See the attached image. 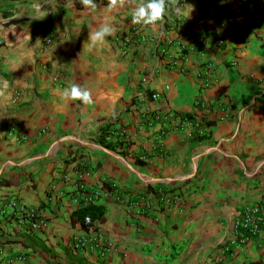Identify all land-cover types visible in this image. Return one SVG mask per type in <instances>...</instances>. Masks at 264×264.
<instances>
[{"label":"crops","instance_id":"crops-1","mask_svg":"<svg viewBox=\"0 0 264 264\" xmlns=\"http://www.w3.org/2000/svg\"><path fill=\"white\" fill-rule=\"evenodd\" d=\"M94 2L0 0V264H264L261 234L221 252L236 210H264V0H170L155 28L132 24L128 5ZM104 21L115 31L93 46ZM71 83L93 103L62 100ZM151 112L209 120V138L192 140L190 125L160 135ZM102 182L123 198L183 185L151 214L92 200L104 217L85 226L75 210ZM18 205L46 226L30 228ZM95 240L111 247L104 256Z\"/></svg>","mask_w":264,"mask_h":264},{"label":"built area","instance_id":"built-area-1","mask_svg":"<svg viewBox=\"0 0 264 264\" xmlns=\"http://www.w3.org/2000/svg\"><path fill=\"white\" fill-rule=\"evenodd\" d=\"M141 40H146L147 37L145 35L140 36ZM149 39V37H148ZM151 39V38H150ZM121 50L123 53L127 51L133 44V37L132 35L124 36L121 40ZM168 43H172V40H168ZM161 51L164 52L165 49L162 47ZM211 78H204L203 82L204 85L208 86L211 83ZM152 99H157L158 93L151 92L150 94ZM19 97V94H15L14 101H16ZM177 118L175 123L168 122L169 118ZM147 123L151 126L154 124H159V134L163 135L167 131L171 129L183 128L185 125H190L192 130L188 132V136H192V132L195 130L198 134H202L204 132V128H206L203 121L199 120H189L186 117H178L174 114H161V113H153L149 115L147 118ZM85 172H80V177L84 175ZM112 186V185H111ZM113 188H109L108 186L99 185L98 187L92 189L87 193V201L91 202L92 200L98 199L100 197H108L111 195L115 196L116 201L119 202L123 206V210L126 214L130 215H142V214H151L160 210L161 204L167 205L173 202L177 195L173 194H164L162 192L158 193V198L156 196L153 197L151 194L147 196L141 197H128L123 198L119 195L115 186ZM78 188H84V184L80 181L78 183ZM154 201V202H153ZM92 203V202H91ZM154 203L156 204L155 206ZM16 205V202L13 203ZM19 212L22 214L24 218L29 221V226L32 229H39L43 226H46L47 222L46 219L43 218L35 208H25L22 205H18ZM90 221L89 216H84V222L88 223ZM91 227V226H89ZM264 236V210L263 206L260 203H252L245 205L241 209L236 210L235 217L233 221V228L231 231L230 237L226 240V242L221 247V252H226L232 246H243L253 238L257 237L258 235ZM88 239L83 236H74L72 238V244L75 247L85 248ZM93 244V245H92ZM91 249L99 248L100 255H105L109 250L110 246L104 245L98 240H95L91 243ZM2 251L0 249V256Z\"/></svg>","mask_w":264,"mask_h":264},{"label":"clouds","instance_id":"clouds-1","mask_svg":"<svg viewBox=\"0 0 264 264\" xmlns=\"http://www.w3.org/2000/svg\"><path fill=\"white\" fill-rule=\"evenodd\" d=\"M170 0H107L106 11L130 6L131 23L143 27H153L163 21ZM174 2V0H172ZM80 3L89 11H95L97 4L94 0H80ZM115 28L107 21L101 22L97 27H92L88 41L93 45L103 44L105 39L113 35ZM61 99L67 101H80L84 105L93 103L91 90L82 87L78 83H71L62 90Z\"/></svg>","mask_w":264,"mask_h":264},{"label":"trees","instance_id":"trees-1","mask_svg":"<svg viewBox=\"0 0 264 264\" xmlns=\"http://www.w3.org/2000/svg\"><path fill=\"white\" fill-rule=\"evenodd\" d=\"M12 20H15V19H12ZM150 114H153V113L151 112ZM175 115H179V114H175ZM204 124L205 126H210L212 122L209 120H204ZM191 135H192L191 136L192 140L205 141L206 139L209 138V131H206L204 129V132L202 134H198L194 130ZM128 145L129 144L127 143L124 147L127 148ZM136 162L139 164L142 163V161L139 160L138 158H136ZM78 170L82 172L86 171L85 165L78 164ZM187 182H189V179H186L185 182L183 183H187ZM183 183L178 184V185H168L162 182L148 184L143 190L138 191L136 193V197L138 198L141 196H147L151 194L153 197L156 198L157 196L158 198L159 192H162L164 194H170V195L175 194L178 196V195H181V192L179 190L181 189V186L183 185ZM102 185L108 186L109 188H113L111 185L107 184L106 182H102ZM163 209H164V206L161 204L160 210L162 211ZM104 212H105V208L103 206H101L100 204H94L91 202H87L86 204L79 206L75 210V214L77 215V217H79V219L81 218L85 226H96V223L103 220ZM84 216L90 217V221L88 223L84 222Z\"/></svg>","mask_w":264,"mask_h":264},{"label":"water","instance_id":"water-1","mask_svg":"<svg viewBox=\"0 0 264 264\" xmlns=\"http://www.w3.org/2000/svg\"><path fill=\"white\" fill-rule=\"evenodd\" d=\"M159 180H161V179H159Z\"/></svg>","mask_w":264,"mask_h":264}]
</instances>
